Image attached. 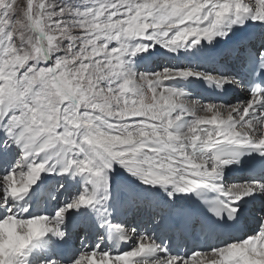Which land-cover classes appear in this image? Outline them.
<instances>
[{
  "label": "snow or ice",
  "instance_id": "1",
  "mask_svg": "<svg viewBox=\"0 0 264 264\" xmlns=\"http://www.w3.org/2000/svg\"><path fill=\"white\" fill-rule=\"evenodd\" d=\"M0 264H264V0H0Z\"/></svg>",
  "mask_w": 264,
  "mask_h": 264
},
{
  "label": "bare ground",
  "instance_id": "2",
  "mask_svg": "<svg viewBox=\"0 0 264 264\" xmlns=\"http://www.w3.org/2000/svg\"><path fill=\"white\" fill-rule=\"evenodd\" d=\"M196 91H197V93L199 94V93L202 92V89H201V88H197Z\"/></svg>",
  "mask_w": 264,
  "mask_h": 264
}]
</instances>
